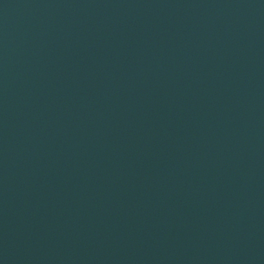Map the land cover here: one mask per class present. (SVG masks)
<instances>
[{
  "label": "water",
  "instance_id": "95a60500",
  "mask_svg": "<svg viewBox=\"0 0 264 264\" xmlns=\"http://www.w3.org/2000/svg\"><path fill=\"white\" fill-rule=\"evenodd\" d=\"M0 264H264V0H0Z\"/></svg>",
  "mask_w": 264,
  "mask_h": 264
}]
</instances>
